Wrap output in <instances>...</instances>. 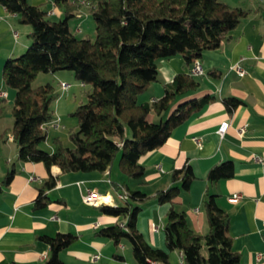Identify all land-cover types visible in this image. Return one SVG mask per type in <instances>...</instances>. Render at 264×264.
<instances>
[{"label": "trees", "instance_id": "trees-1", "mask_svg": "<svg viewBox=\"0 0 264 264\" xmlns=\"http://www.w3.org/2000/svg\"><path fill=\"white\" fill-rule=\"evenodd\" d=\"M51 2L62 10L63 19H48L46 11L29 0H0L9 14L31 28L28 48L18 57L7 59L1 72L5 87L15 91L11 135L18 160L42 163L48 171L56 166L62 173H104L117 161L128 179L142 178L145 170L139 164L140 158L164 144L174 129L212 100L209 96L183 100L198 87L189 73L177 75L157 101L139 102L157 79V61L180 55L191 66L204 51L217 49L249 14L220 0H85L95 23V40L91 41L76 37L68 25L81 7L78 0ZM262 20L264 24V16ZM61 71L72 72L91 91L86 102L71 114L77 119V130L69 134L72 145L63 146L55 138L54 150L49 153L40 145L47 137L45 126L54 118L52 104L57 94L52 84L33 87L32 82L39 73ZM224 104L231 113L241 101L228 98ZM151 113L158 121L149 120ZM13 175L14 170L6 173L0 194ZM233 176V163L225 161L211 167L205 180L214 183ZM196 179L191 167L184 164L172 171V186L154 196L159 205H168L164 249L152 247L137 230L140 207L132 202H143L147 197L126 186L128 199L123 205L98 207L102 214L125 218V226L116 223L99 229L96 235L114 244L127 240L135 264H169V253L173 251L181 253L182 264H240V256L232 248L230 217L218 206L215 195L206 192L204 196L202 208L208 225L205 235L195 233L185 213L175 209L181 193L187 192ZM55 184L52 177L43 183L34 209L52 202L45 192ZM39 239L49 248L45 264H64L58 254L77 238L57 234Z\"/></svg>", "mask_w": 264, "mask_h": 264}, {"label": "crops", "instance_id": "crops-1", "mask_svg": "<svg viewBox=\"0 0 264 264\" xmlns=\"http://www.w3.org/2000/svg\"><path fill=\"white\" fill-rule=\"evenodd\" d=\"M78 1L81 6L87 4L85 0ZM220 1L232 8L248 10L249 14L226 35L217 49L204 51L197 60L203 74L194 77L197 90L183 100L205 96L212 100L174 129L164 144L140 158L139 164L145 170L140 179H126L115 164L104 173H62L56 166L48 171L42 163L18 160L11 135V110L5 108V105L13 106L15 91L5 87L1 72L7 59L18 57L28 48L31 28L21 24L18 16L9 14L0 5V94H5L0 95V184L6 173L14 170L10 184L3 187L0 194V264H45L49 248L39 236L57 234H71L77 238L58 254L64 264H135L127 240L114 244L96 235L99 229L123 223L126 219L102 214L99 206L84 204L81 194L88 189L108 195L112 200L108 206L113 207L123 205L117 196L126 190L124 186L130 191L143 192L147 200L132 202L140 207L137 230L152 247L164 249L163 227L168 205H159L154 196L172 186V171L184 164L191 167L197 179L187 192L181 193L175 209L185 213L189 227L199 235L207 233L202 204L206 192L215 195L218 206L230 217L232 248L240 256V264H264V0ZM29 2L33 6L53 7L51 0ZM49 14L53 16L52 21L63 19V12L55 7ZM83 24L84 21L78 23L77 34L86 35ZM192 65H187L180 55L158 60L157 79L140 96L143 97L140 102L151 103L162 98L165 87L177 75L189 74ZM236 65L244 71L243 75L236 73ZM49 75L51 80H56L59 89L53 104L63 97L64 101L75 103V90L68 92L60 88V82L73 86L70 79L74 74L62 71ZM78 86L86 87L80 82ZM228 98L241 101L231 113L224 104ZM79 102L77 106L83 104L81 99ZM53 104L51 122L56 126H45L47 137L40 145L49 153L54 150L53 139H60L62 130L73 124V120L59 114V106L56 104L53 108ZM149 120L158 121V117L151 113ZM224 122L228 127L220 136L218 129ZM242 127L245 132L240 136L238 131ZM70 128L77 130V123ZM192 138H200L201 145H196ZM225 161L233 163L234 176L214 183L206 181L209 169ZM49 177L56 182L53 189L45 192L52 202L34 209L38 189ZM233 194L242 197L238 202H230ZM94 255H98L96 261L91 260ZM168 261L169 264H182L181 253L170 252Z\"/></svg>", "mask_w": 264, "mask_h": 264}, {"label": "rangeland", "instance_id": "rangeland-1", "mask_svg": "<svg viewBox=\"0 0 264 264\" xmlns=\"http://www.w3.org/2000/svg\"><path fill=\"white\" fill-rule=\"evenodd\" d=\"M70 1H74V0H70ZM41 7L44 9V11L47 10L46 11L47 12V18L51 20V18H53V16L51 14H49V13H50L51 9L54 6L52 7V5H42ZM55 9H57L58 11L62 12V10L57 8V7H55ZM81 21H84L83 29L86 31V35L77 34L75 32V29H76L78 23H80ZM69 26H70L71 31H73V34L76 35V37L88 38L91 41L95 40V23H94V20L92 18V15H91V6L89 5V3H87L86 5H82L81 6L77 18H74V19L70 20L69 21ZM63 72H67L69 74H73L70 71H63ZM72 78L73 79H70V80L74 84H73V86H71L69 91H71L73 89L75 90V94L77 96L76 102L75 103L68 102V101L66 102V101L63 100L64 99V97H63L61 100L57 101V103L53 104V108L57 104L59 106V112L58 113L59 114L63 113L65 116H67L68 119L73 120V124L72 125L74 126L77 123V119H76V117L72 116L71 114L75 111V109H76L75 107L80 103L79 102L80 99H81V101L83 103L86 102V100H87L86 93L89 92L91 87L89 85H86L85 88L79 87L78 86L79 82L75 79V77H72ZM46 83L52 84L54 86L55 92H59V89L57 88L56 80L55 79L51 80L50 75L49 74H45V73L37 74V76L35 77L34 81L32 82V86L33 87H38V86H41V85H45ZM142 98L143 97L139 98V102L142 100ZM5 108L10 111L11 108H12V105H5ZM72 125H70V124L67 125L68 126L67 130L66 129H63V130L60 129V130H62V134L60 135V139L59 140L61 141L63 146L70 147L72 145L70 140H69V134L71 132H75L76 131V128H73V129L70 128V127H72ZM41 145H43V143ZM114 164L116 165V167L118 166V162L117 161H115ZM117 168H119V167H117ZM126 179H128V178L126 177ZM125 242H127V241H125Z\"/></svg>", "mask_w": 264, "mask_h": 264}, {"label": "built area", "instance_id": "built-area-1", "mask_svg": "<svg viewBox=\"0 0 264 264\" xmlns=\"http://www.w3.org/2000/svg\"><path fill=\"white\" fill-rule=\"evenodd\" d=\"M234 70L238 75H243L244 71L240 68V66L236 65L234 67ZM190 74L194 77L200 76L203 74V69L201 64L198 61H194L193 65L190 70ZM60 88L62 91H69L71 88V85L67 82H60ZM0 95L4 96V93H1ZM49 126H56V123L50 122L48 123ZM228 127V123L224 122L220 125L218 129V133L220 136H222L226 129ZM245 132V127H242L239 129L238 133L241 136ZM192 140L195 142L196 145L200 146L201 145V139L200 138H192ZM240 194H233L230 198V202H238L241 199ZM118 200L120 202H125L128 199V193L126 190H123L120 194L117 196ZM81 200L84 204L88 206H100V205H105L108 206L112 203L111 198L108 195H102L98 191L93 190V189H88L84 193L81 194ZM121 227L125 226V222L119 223ZM98 259V255L92 256L91 260L96 261ZM155 264V263H151Z\"/></svg>", "mask_w": 264, "mask_h": 264}]
</instances>
